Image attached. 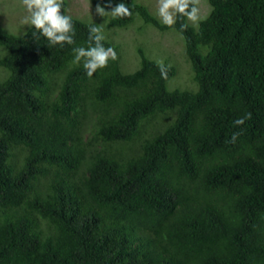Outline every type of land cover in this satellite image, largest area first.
I'll return each instance as SVG.
<instances>
[{
  "label": "trees",
  "instance_id": "obj_1",
  "mask_svg": "<svg viewBox=\"0 0 264 264\" xmlns=\"http://www.w3.org/2000/svg\"><path fill=\"white\" fill-rule=\"evenodd\" d=\"M94 2L132 14L70 15L63 47L0 24V264H264V0H207L171 28ZM136 21L176 32L189 81L139 45L122 70L109 32ZM90 25L118 57L92 77L72 52Z\"/></svg>",
  "mask_w": 264,
  "mask_h": 264
},
{
  "label": "clouds",
  "instance_id": "obj_2",
  "mask_svg": "<svg viewBox=\"0 0 264 264\" xmlns=\"http://www.w3.org/2000/svg\"><path fill=\"white\" fill-rule=\"evenodd\" d=\"M22 4L26 15L20 23L33 28L35 30L34 36L39 33L53 46L60 45L63 47L64 44L72 45L75 43L73 39L75 28L72 17L63 13L64 0H22ZM95 12L101 17L110 16L112 19H120L132 14L123 2L111 7L110 10L98 3ZM157 16L164 26L170 28L176 24L178 17L187 18L193 26H198L203 19H206V16L201 15L200 0H157ZM187 26V24H181V29H186ZM104 40L103 28L90 25L88 46L72 49L73 63L77 65L82 63L88 77H92L97 70L106 68L110 60L115 61L118 58L114 48L104 46L102 43ZM157 67L161 77L167 78L168 66L164 64L163 60L157 61ZM250 118L251 113H246L234 120L233 124L234 126L242 125L245 120ZM237 135V133L232 134L233 142Z\"/></svg>",
  "mask_w": 264,
  "mask_h": 264
},
{
  "label": "rangeland",
  "instance_id": "obj_3",
  "mask_svg": "<svg viewBox=\"0 0 264 264\" xmlns=\"http://www.w3.org/2000/svg\"><path fill=\"white\" fill-rule=\"evenodd\" d=\"M67 5V13L84 20L104 22L105 17H101L95 12L94 0H64ZM147 6L150 13L157 16V0H137ZM201 15L208 12L207 0H200ZM26 15L22 0H0V24L9 30H16L21 25V19ZM108 18V16H106ZM160 21V20H159ZM141 22L136 21L129 27L109 32L110 39L119 41L121 44L122 57L121 67L125 72L133 71L139 65V55L135 45L145 50L149 58L156 57V60H167L175 63L178 68V77L182 76L180 83L189 81L188 75H183V68L188 67L185 57H183V41L175 31H160L152 26L137 28ZM5 76V71L0 68V80ZM177 78L175 77V80ZM184 80V81H183ZM179 81H177L178 83ZM190 87H192L190 85Z\"/></svg>",
  "mask_w": 264,
  "mask_h": 264
}]
</instances>
